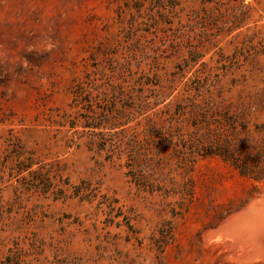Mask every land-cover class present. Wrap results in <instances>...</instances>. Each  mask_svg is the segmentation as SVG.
<instances>
[{
  "label": "rangeland",
  "instance_id": "rangeland-1",
  "mask_svg": "<svg viewBox=\"0 0 264 264\" xmlns=\"http://www.w3.org/2000/svg\"><path fill=\"white\" fill-rule=\"evenodd\" d=\"M262 200L264 0H0V264H264Z\"/></svg>",
  "mask_w": 264,
  "mask_h": 264
},
{
  "label": "trees",
  "instance_id": "trees-1",
  "mask_svg": "<svg viewBox=\"0 0 264 264\" xmlns=\"http://www.w3.org/2000/svg\"><path fill=\"white\" fill-rule=\"evenodd\" d=\"M126 50L124 51H127V52H130L133 50V48L131 49L130 47H126L125 48ZM114 51H106V55H107V59H111L109 61H112V56H111V53H113ZM131 62L128 60V57L126 56L123 60V62L120 64L119 66V69L121 71H123L124 73L126 71H129V74L128 76H131V72H130V69H131ZM115 70H116V66H112L110 72H106L102 69L100 70H94L92 72V74H94V77L93 79H100V80H105V81H110L112 78L115 77ZM89 75V74H88ZM87 75V76H88ZM123 75V81H127L129 80V78H127L128 76H125L124 74H121V77ZM86 82H91V79H89V81L85 80V79H82L80 81H78L72 88L71 90V93L73 95V98H72V104L71 106H78L79 104H81L83 102V100L86 98V96H84V87H83V84L86 83ZM136 82V81H134ZM115 88L112 86L111 89L109 90V92H104L103 94L104 95H107V94H111V96H115ZM129 94V97H132L133 95V92L130 93V91L128 92ZM112 106H115V100L113 98L112 100ZM82 115L79 110L76 111L75 115H71L68 114L66 115L65 117H63L64 121L61 122L62 125H65L66 123H69L70 124V127H75L76 126V121H77V118L78 116ZM95 118H92L91 120H88L84 127H87L91 133L94 132L95 128H99L100 127V119L99 120H94ZM19 144V142L17 143ZM20 146V145H19ZM90 150H95L97 151V153H100L101 151H105L106 153V158L108 160H113L114 157H116V159L118 160H121V157H122V151L123 149H116L114 147H111V148H105V147H102V146H98L97 148H89ZM13 153L16 155V156H20L22 155L21 152H19L17 149L13 150ZM32 160H20L19 163L16 165V171H17V175H19L21 173L22 170H26V169H30L31 166H32ZM30 172V175L33 176V181L31 182L32 186L36 187V188H39L41 189L43 192H47L50 188H51V184H52V178L49 176V173L48 172H41V171H33L31 172V170H29ZM36 172V173H35ZM23 177V176H22ZM22 183L26 184L27 183V180L23 177L22 178ZM68 181H65V183H67ZM62 192V190H60ZM2 211V206L0 205V212Z\"/></svg>",
  "mask_w": 264,
  "mask_h": 264
},
{
  "label": "bare ground",
  "instance_id": "bare-ground-1",
  "mask_svg": "<svg viewBox=\"0 0 264 264\" xmlns=\"http://www.w3.org/2000/svg\"><path fill=\"white\" fill-rule=\"evenodd\" d=\"M262 202V201H261ZM256 205H258V206H263L264 207V203L262 204V203H258V204H256ZM252 206V205H251ZM255 206V205H254ZM258 208V207H257ZM253 210V209H252ZM239 216V215H238ZM241 218V217H240ZM232 220V219H231ZM244 222V221H243ZM250 224V223H249ZM250 227V226H249ZM228 231V230H227ZM242 231V230H241ZM232 232V231H231ZM242 233V232H241ZM246 233V232H245ZM231 234V233H230ZM255 234V233H254ZM218 235V234H217ZM240 235V234H239ZM234 238V237H233Z\"/></svg>",
  "mask_w": 264,
  "mask_h": 264
},
{
  "label": "water",
  "instance_id": "water-1",
  "mask_svg": "<svg viewBox=\"0 0 264 264\" xmlns=\"http://www.w3.org/2000/svg\"><path fill=\"white\" fill-rule=\"evenodd\" d=\"M258 203H262V204H263V203H264V200H262V202H261V201H259V202L255 203V204H258ZM255 204H254V205H255Z\"/></svg>",
  "mask_w": 264,
  "mask_h": 264
}]
</instances>
